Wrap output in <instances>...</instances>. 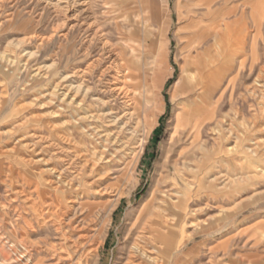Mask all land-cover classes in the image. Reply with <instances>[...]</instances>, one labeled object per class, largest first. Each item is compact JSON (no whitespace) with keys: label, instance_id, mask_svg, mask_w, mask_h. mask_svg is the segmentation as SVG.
<instances>
[{"label":"rangeland","instance_id":"obj_1","mask_svg":"<svg viewBox=\"0 0 264 264\" xmlns=\"http://www.w3.org/2000/svg\"><path fill=\"white\" fill-rule=\"evenodd\" d=\"M73 1L0 0V264H264V0ZM137 15L155 47L123 117L109 51ZM203 40L204 101L178 90Z\"/></svg>","mask_w":264,"mask_h":264},{"label":"bare ground","instance_id":"obj_2","mask_svg":"<svg viewBox=\"0 0 264 264\" xmlns=\"http://www.w3.org/2000/svg\"><path fill=\"white\" fill-rule=\"evenodd\" d=\"M47 1V0H45ZM75 1V0H74ZM73 1V2H74ZM136 0H129V8L133 4H136ZM52 2V1H51ZM53 3V2H52ZM58 3V2H57ZM46 4V3H45ZM51 4V3H50ZM62 4V2H61ZM66 5L63 7V16L65 18L73 20L76 25L79 20V16L76 15V8L74 7L75 4L70 2H66ZM80 4V3H78ZM82 4V2H81ZM134 9H140V6L136 5ZM59 7V6H58ZM61 8V7H59ZM79 8V7H78ZM57 9V8H56ZM86 9V8H85ZM60 14V13H59ZM82 14V13H81ZM60 16V15H59ZM84 19V18H82ZM66 21V20H65ZM143 21V20H142ZM138 22H140V18L137 15L136 17H130V34L127 36L126 40V49L124 48L121 52H113L109 51L110 55V63L112 65L113 70H118V73L121 74L120 78L121 81L119 85H117L114 89H110L113 95L120 98L124 104L130 103L131 105H128V109L124 111L123 117H132L133 112L130 110V106L133 107L134 110H136V113L138 112L139 108V102L142 97L141 89L146 88L148 77L144 78L142 75V61L147 56L148 48L153 49L155 47L154 42L148 43V36L149 32L148 30H143L138 26ZM163 22V21H162ZM85 24V22H84ZM144 24V23H143ZM155 26V25H154ZM158 26V25H157ZM88 30V29H87ZM86 31V30H85ZM89 31V30H88ZM100 31V30H99ZM96 35V34H95ZM94 38V37H93ZM161 41V40H160ZM229 41V38H227V42ZM163 42V41H162ZM230 42V41H229ZM223 43V41H221ZM200 49L202 51L198 52V55L195 57L194 61H189L185 65L181 67V79H180V87L178 88L179 91H181V96L196 92L197 90H202V92L199 96L204 100L210 99L211 91H212V81L213 78H215V75L220 73L224 70L222 66H220V57L222 51H218L217 49H214L213 52L210 51L211 49L208 48L209 43L206 40L201 41L200 43ZM226 44V43H223ZM103 45V44H102ZM106 50H108L109 47L105 46ZM221 49L223 47L221 46ZM105 50V51H106ZM127 52H129L127 54ZM166 49L165 46H162L161 53L158 56V59L156 60L158 63L161 62V59L165 56ZM107 57V58H108ZM166 60V59H165ZM111 72V71H110ZM108 74V73H107ZM117 74V73H116ZM118 75V74H117ZM219 78V76L217 75ZM118 80V79H117ZM120 80V79H119ZM72 86V85H71ZM69 87V86H68ZM71 88V87H70ZM132 88V89H131ZM72 90V89H70ZM132 91V92H131ZM105 92V91H104ZM67 96V95H65ZM112 96V94H111ZM127 106V105H126ZM202 109H196L194 113H191L187 110H184L179 116H178V123L179 122H189L192 117H196L198 119V116L202 119L205 116L204 112H201ZM106 116V115H105ZM101 117V116H99ZM98 118V117H97ZM132 119V118H131ZM96 120V119H95ZM114 123V122H113ZM86 129V128H85ZM122 131V130H121ZM95 132L97 133V129H95ZM94 132V133H95ZM123 132V131H122ZM98 134V133H97ZM110 134V133H109ZM94 135V134H93ZM119 135V134H116ZM97 136H101V134H98ZM108 136V135H107ZM112 136V135H111ZM104 137V135H103ZM134 137V136H133ZM96 138V137H95ZM119 138V136H118ZM121 138V137H120ZM106 139V138H105ZM104 139V140H105ZM108 139V138H107ZM140 140V139H139ZM109 142V140L107 141ZM128 142V141H127ZM138 142V141H137ZM102 143V142H101ZM104 144V143H103ZM108 144V143H107ZM110 144V143H109ZM123 144V143H122ZM112 145V144H111ZM116 145V144H115ZM134 145V144H133ZM132 145V146H133ZM218 145V144H217ZM131 146V147H132ZM126 147V146H125ZM218 147V146H217ZM107 149V147H105ZM118 148V147H117ZM124 148V146H123ZM128 148V147H127ZM234 149V148H232ZM118 150V149H117ZM127 150V149H126ZM137 150V148H136ZM129 151V150H128ZM134 151V150H133ZM116 152V151H115ZM123 152V151H122ZM106 153V152H105ZM117 153V152H116ZM124 153V152H123ZM130 153V152H129ZM70 154V153H69ZM119 154V153H118ZM122 154V153H121ZM107 155V154H106ZM123 156V155H122ZM77 158V157H76ZM64 159V158H63ZM111 159V158H110ZM72 160V159H71ZM65 161V160H64ZM111 161V160H110ZM71 162V161H70ZM112 162V161H111ZM73 163V162H72ZM76 164V163H75ZM93 164V163H92ZM73 166V165H72ZM80 167V165H77ZM95 166V165H94ZM77 167V168H78ZM84 167V166H83ZM68 168V166H67ZM71 168V167H70ZM62 169V168H61ZM66 169V168H65ZM79 169V168H78ZM82 169V168H80ZM75 170V169H74ZM71 171V170H70ZM84 171V170H83ZM92 171V170H91ZM62 172V171H61ZM60 173V172H59ZM75 173V172H73ZM61 174V173H60ZM63 174V173H62ZM79 174V173H77ZM156 174V173H155ZM66 175V174H64ZM80 175V174H79ZM74 176V175H73ZM165 176V174H164ZM61 177V176H60ZM77 177V176H76ZM163 177V176H162ZM64 178V177H63ZM177 178V177H176ZM72 179V178H71ZM159 179V177H158ZM67 180V179H66ZM178 180V179H177ZM189 180V179H188ZM72 181V180H71ZM187 181V180H186ZM69 182V181H68ZM67 182V185H68ZM66 183V182H65ZM172 183V182H171ZM190 183V182H189ZM70 184V183H69ZM158 188V187H157ZM155 190V189H154ZM159 191V190H158ZM172 194V193H171ZM175 194V192H174ZM177 200H173L170 202V206L173 207L178 213H183L187 209L186 200L184 195L177 193ZM158 195V194H157ZM169 197V196H168ZM155 192L153 191L151 194V198L149 199V204H152L155 199ZM168 207V206H167ZM142 214V213H141ZM140 214V215H141ZM143 216V215H142ZM174 217V216H173ZM177 217V216H176ZM142 218V217H141ZM180 218V216L178 217ZM140 219V218H139ZM166 219V218H165ZM160 220V219H159ZM181 220V219H180ZM148 221V220H147ZM152 221V220H151ZM150 221V222H151ZM157 221V220H156ZM163 221V220H162ZM182 221V220H181ZM154 222V220H153ZM140 223V222H139ZM165 223V222H162ZM180 223V222H179ZM136 224V223H135ZM167 225V224H166ZM137 227V226H136ZM180 227V226H179ZM175 228V227H174ZM203 228V227H202ZM162 229V228H161ZM178 230V228H177ZM145 231V230H144ZM167 231V230H166ZM172 232V231H171ZM141 233V232H140ZM179 233V232H178ZM177 233V234H178ZM152 234V233H151ZM155 235V234H154ZM175 238V237H174ZM176 239V238H175ZM142 240V239H141ZM172 245V244H170ZM169 245V246H170ZM176 248V247H175ZM156 249V248H155ZM178 254V253H177ZM155 262V261H154Z\"/></svg>","mask_w":264,"mask_h":264},{"label":"crops","instance_id":"obj_3","mask_svg":"<svg viewBox=\"0 0 264 264\" xmlns=\"http://www.w3.org/2000/svg\"><path fill=\"white\" fill-rule=\"evenodd\" d=\"M170 13V15H171V12H169Z\"/></svg>","mask_w":264,"mask_h":264}]
</instances>
